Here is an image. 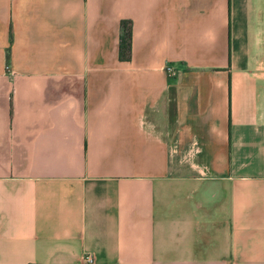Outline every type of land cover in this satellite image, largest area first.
I'll return each mask as SVG.
<instances>
[{"label": "crops", "instance_id": "0c3cea01", "mask_svg": "<svg viewBox=\"0 0 264 264\" xmlns=\"http://www.w3.org/2000/svg\"><path fill=\"white\" fill-rule=\"evenodd\" d=\"M87 253L264 264V0H0V264Z\"/></svg>", "mask_w": 264, "mask_h": 264}, {"label": "trees", "instance_id": "16d2710c", "mask_svg": "<svg viewBox=\"0 0 264 264\" xmlns=\"http://www.w3.org/2000/svg\"><path fill=\"white\" fill-rule=\"evenodd\" d=\"M132 22L122 20L121 22V41L119 46V57L124 61H129L132 55Z\"/></svg>", "mask_w": 264, "mask_h": 264}, {"label": "built area", "instance_id": "2783aa9c", "mask_svg": "<svg viewBox=\"0 0 264 264\" xmlns=\"http://www.w3.org/2000/svg\"><path fill=\"white\" fill-rule=\"evenodd\" d=\"M169 71H170L171 73H173V74L176 73V71H174V70L171 69V68H169ZM83 260H84V263H85V264H94V263H95V256H94V254H92V253H87V254H85Z\"/></svg>", "mask_w": 264, "mask_h": 264}]
</instances>
